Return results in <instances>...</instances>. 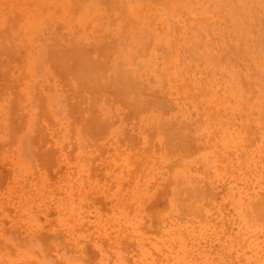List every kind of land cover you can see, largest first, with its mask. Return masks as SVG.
<instances>
[{
  "label": "rangeland",
  "instance_id": "1",
  "mask_svg": "<svg viewBox=\"0 0 264 264\" xmlns=\"http://www.w3.org/2000/svg\"><path fill=\"white\" fill-rule=\"evenodd\" d=\"M0 264H264V0H0Z\"/></svg>",
  "mask_w": 264,
  "mask_h": 264
},
{
  "label": "bare ground",
  "instance_id": "2",
  "mask_svg": "<svg viewBox=\"0 0 264 264\" xmlns=\"http://www.w3.org/2000/svg\"><path fill=\"white\" fill-rule=\"evenodd\" d=\"M75 50H76L77 53H79V50H78L77 48H76ZM57 54H58V52H57ZM58 55H59V54H58ZM66 55H67V54H66ZM59 56H60V55H59ZM65 61H66V60H65ZM65 61H64V63H67V64H68V62H67L68 60H67L66 62H65ZM86 61H87V60H86ZM79 62H80V61H79ZM90 62H92V61H90ZM90 62H89V64H90ZM79 64L81 65V63H79ZM79 64H78V65H79ZM80 65H79V66H80ZM91 65L93 66V64H91ZM83 66H84L83 68H85L86 65L83 64ZM89 66H90V65H89ZM92 66H90V68H91ZM93 67H94V66H93ZM80 68H81V67H80ZM87 68H88V67L86 66L85 69H87ZM94 68H95V67H94ZM85 69H83V72L85 71ZM77 70H78V68H77ZM80 70H81V69H80ZM91 70H92V69H90V72H91ZM93 70H94V69H93ZM93 70H92V71H93ZM88 71H89V69H87V73H86V74H88ZM90 72H89V73H90ZM80 74H81V73H80ZM80 74H79V76H80ZM89 75H90V74H89ZM89 75H88V77H91V76H89ZM86 76H87V75H85V77H86ZM83 77H84V74L82 73V78H83ZM88 77H87V78H88ZM91 79H93V78L91 77ZM91 79H90V80H91ZM96 82H97V81H96ZM121 91H122V90H121Z\"/></svg>",
  "mask_w": 264,
  "mask_h": 264
}]
</instances>
